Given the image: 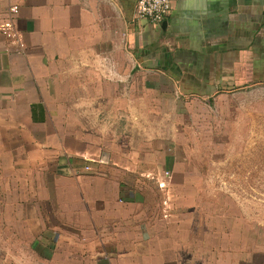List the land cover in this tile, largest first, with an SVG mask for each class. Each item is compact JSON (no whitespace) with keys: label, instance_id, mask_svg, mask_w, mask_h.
I'll return each instance as SVG.
<instances>
[{"label":"crops","instance_id":"obj_1","mask_svg":"<svg viewBox=\"0 0 264 264\" xmlns=\"http://www.w3.org/2000/svg\"><path fill=\"white\" fill-rule=\"evenodd\" d=\"M138 2L0 0V264H264L260 228L102 79L124 65L201 99L264 84V0H172L160 25Z\"/></svg>","mask_w":264,"mask_h":264},{"label":"rangeland","instance_id":"obj_2","mask_svg":"<svg viewBox=\"0 0 264 264\" xmlns=\"http://www.w3.org/2000/svg\"><path fill=\"white\" fill-rule=\"evenodd\" d=\"M125 71L124 65L120 76L105 69L102 78L90 70L88 77L80 75L79 79L90 85L103 79L105 86H123L125 98L145 100L148 107L144 102L138 106L148 116L144 127L176 148L179 163L185 164L181 169L195 173L201 193L226 198L247 217L251 230L259 227L263 235L264 84L201 99L183 97L159 75Z\"/></svg>","mask_w":264,"mask_h":264},{"label":"built area","instance_id":"obj_3","mask_svg":"<svg viewBox=\"0 0 264 264\" xmlns=\"http://www.w3.org/2000/svg\"><path fill=\"white\" fill-rule=\"evenodd\" d=\"M172 10V0H139L135 13L138 19L160 25L172 13ZM164 177L168 180L171 178V174L165 172ZM158 187L165 191L168 189L167 183L164 182H159Z\"/></svg>","mask_w":264,"mask_h":264}]
</instances>
